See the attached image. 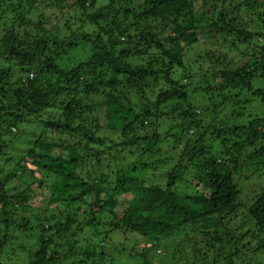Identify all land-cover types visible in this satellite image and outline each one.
I'll use <instances>...</instances> for the list:
<instances>
[{
    "label": "trees",
    "instance_id": "16d2710c",
    "mask_svg": "<svg viewBox=\"0 0 264 264\" xmlns=\"http://www.w3.org/2000/svg\"><path fill=\"white\" fill-rule=\"evenodd\" d=\"M1 21L0 166L12 165L0 171V252L37 231L30 264H98L106 246L95 240L104 226L103 241L114 232L143 239L130 253L144 264L167 257L170 264H263L264 186L248 204L241 200L244 178L263 179L264 116L250 110L256 117L244 123L218 110L255 99L264 107V0H0ZM73 25L86 31L78 36ZM80 40L91 57L68 69ZM242 56L251 59L238 66ZM182 71L193 91L176 78ZM81 89L100 100H80L71 113L69 96L75 100ZM197 89L214 102L211 118L192 104L168 116L179 119L170 130L175 137L159 134L155 121L168 114L161 106L186 104ZM52 105L64 120L44 119ZM96 107H105L103 123L91 117ZM41 120L45 128L26 155L10 156L5 136ZM48 130L62 137L49 139ZM180 135L190 139L178 155ZM160 165L172 169L150 174ZM84 233L90 238L78 239ZM172 238L179 242L170 254ZM161 248L165 257L156 254Z\"/></svg>",
    "mask_w": 264,
    "mask_h": 264
},
{
    "label": "rangeland",
    "instance_id": "374dc122",
    "mask_svg": "<svg viewBox=\"0 0 264 264\" xmlns=\"http://www.w3.org/2000/svg\"><path fill=\"white\" fill-rule=\"evenodd\" d=\"M5 14H2V16H4ZM76 16H77V13L72 12V19L78 20V19H75ZM53 23H54V21H53ZM64 24H65V20L60 23V26H62V28H59L60 36L61 37L63 36V38L67 34V29H68L65 26H64L65 28H63ZM77 26L73 25L71 30L72 31L76 30L77 35L80 36L81 32L86 31V29L84 27L77 28ZM262 31L264 32V29H262ZM4 33L5 32L3 30V21H1L0 22V39ZM63 38H61V39H63ZM80 39H82V38L80 37ZM78 42L81 43V47H79V45H78L77 50H79L81 52L80 53L77 52L76 58L69 65L68 69L73 68L75 65H78L82 62L89 61V59L91 57L92 52L90 51L89 45L87 43L85 44L84 42H81V40ZM195 53L200 54L201 48L200 47L195 48ZM193 54H194V51L193 52L189 51L186 55L185 61H186V65L189 66L188 72L191 74V76L194 77V82L196 83V81L198 82L199 78L196 77L197 76L196 72H198V71H197L196 67L193 65V62H194ZM239 55H241V54H239ZM230 57H231V55H230ZM247 58L249 60L251 59L250 56L249 57H247V56L239 57L240 60L237 61V65L240 66L241 63L248 60ZM63 60H64V58H63ZM198 60L200 61V58H198ZM254 61H255V59H254ZM8 64L9 63L6 62V65H2V66H4L5 68H9ZM62 64H64V62ZM189 64H191V65H189ZM227 64H228V62H227ZM84 74L85 73H83V75ZM176 78L178 80H181L184 84H187V85L190 84L188 87H190L191 91H193L196 88V84L194 86H191V83L188 82L187 79H184L183 71L181 73H179ZM262 85L263 84H260V85L256 86L255 88L257 89V88L261 87ZM196 93L200 94V91L197 89ZM199 94H198V97L191 98V95L189 92L190 99H189L188 103H186V104H185L183 99L180 101H178L177 99H174L168 105L165 104L166 106L165 105L161 106L162 107L161 111L168 113V114L167 115L165 114V118L163 121H161V120L155 121V125L159 128V130H158L159 134H162V133L165 134L166 133V136H168L171 133V135H174V133L171 132L170 130L173 127H177V125H175V124H177V120H179V119H171V117L173 118V117H175V115L177 116V115L181 114L183 110L185 111L190 106H192V104L195 107V110H197V113L201 112L202 116L207 113V115H209L211 118V114L207 110V107H209V103L211 102V104H212L213 101H208L205 98V95H206L205 93H204V95H201V94L199 95ZM154 99H155V97H154ZM80 100H84L86 105H91L94 101H99L100 98H99V95H92L91 93H88L86 90L81 89L77 98H75V100H73V96H72V94H70L69 101L65 107L68 108L71 111V113L75 110L78 111L80 108H78L77 105H78V103L81 102ZM220 101L221 100H217V102H220ZM83 105H84V103H83ZM224 109L225 110H221V111L218 110V112H221L222 118L225 119L226 116H229L232 113H234L233 115H231L230 119H236V120L239 119V120H241V122L243 121L244 123L245 122L249 123L250 121H252V119H254V116L256 117V113L259 115V117L264 116V107L260 104V101L258 99L257 100L255 99L253 102H247V103L245 101H241L240 103H236V104L228 103V106H226V108H224ZM250 110H255L256 113H255V111H252L253 116H251ZM160 113H161L160 111L157 112V114H160ZM207 115L205 117H207ZM168 116H171V117L168 118ZM91 117L95 118V119H97V117H98L99 122L103 123L105 121V107H96V109H93V113H92ZM205 117H204V119H205ZM44 119L64 120L65 117L61 113L60 109H58L57 107L52 105L44 114ZM205 121L206 122H204V123L207 125H209V123L211 122V121H209V118H206ZM44 128H45V121L44 120H41V124L37 125L36 127L35 126L28 127V128L23 127V126L18 127L17 132L14 131V136H16V137L5 136V138H4V140L6 141L5 149L9 152L10 156H12L14 158L15 157L19 158L21 156L26 155L27 150H29L30 147L32 146V143L38 139V136L40 135L41 131L44 130ZM175 136L176 135H174V137ZM46 137L49 139H51V138L59 139L60 137H62V135H60L59 132H54L52 130H48ZM67 138L69 141L77 140V138H73V137H67ZM113 138L116 139L115 136ZM172 139H175V138L172 137L171 140H169V141H173ZM179 139H181L182 141L177 143L179 145V150H178L179 153H177L178 155L182 152L183 149H185V143L190 138H188V137L185 138V135H180ZM183 141H184V143H183ZM119 142H120V139L118 141H115V145H118ZM166 145H167L166 143H161V145H160L163 147V153H164V150H165V152H167L166 150L169 149V146H166ZM114 153H115L117 158H120V157L124 158V156H125L124 152L122 153V155H121V153L119 154L118 151H115ZM173 154L174 155H172V156L177 159V157L175 156L176 152H174ZM159 157L163 158V156H159ZM124 161L130 162L129 158H127V155H126V159ZM11 165H12L11 163L10 164L7 163L6 165L2 164L0 166V171L2 169H4V171L7 172V170L9 169V166H11ZM84 165H86V164H84ZM113 166H114V163H113ZM117 168H118V166L115 167V169H117ZM123 168L125 171H127L126 166ZM165 168L166 167H162L160 165L156 170H153L152 172H150V174L160 175L162 173L163 174L165 173L167 175L168 171L171 170L172 168H170V169H168L169 167L167 169H165ZM96 170L97 169L91 168L90 171L89 170L85 171L84 175L86 176L87 172L89 171L90 174H92L93 176H96L98 174V172ZM156 180L162 181V177L159 179H156ZM151 182H152V180H151ZM242 185H243L242 190L244 193L242 195L241 202L243 204H248L249 203L248 197H249V195H254L256 193L255 192L256 187H259L261 185L264 186V175H263V179L256 180L255 182H252L251 180L247 181V179L244 178ZM178 191H180L179 193L181 195H186V187L185 186L179 187ZM46 196L48 197V195H46ZM127 198L131 199L132 196H127ZM121 200H124V199L121 198ZM39 202L35 203L34 205H39ZM122 202L128 203L126 200H125V202L124 201H122ZM34 205H32V207L36 208ZM46 206H47L46 204L40 205V207H43V208H45ZM239 215H240V213H239ZM27 217H28L27 215L23 214L21 218H27ZM103 220L104 221L106 220L107 222H109V219L105 218ZM241 221H242V218H240V217H238L237 220L231 221L230 222V226H231L230 228H234L235 223H239ZM105 231H106V229L103 226L102 230L100 231L101 233L103 232L102 237L95 240V241L98 240L97 242H100L102 244L101 246H103V243H105V246H106L105 251H102V252H105L106 255L104 258H102L100 256V261L98 264H144L143 261H140V258L137 255L138 253H140L139 246L141 244H144L143 239H141V238L137 239L133 235H130V234L124 235V233H115V232L112 233L111 232L112 234H110L108 237L106 235L105 241H103V238H104L103 234ZM86 232H87V230H86ZM35 234H37V231H34L32 233V235L23 233L22 235H20V237H19L20 239L16 240L13 244L7 246L2 252H0V264H30L31 258H33V255H34L33 251L35 250L34 243H35L36 238H37ZM89 238H90V235L86 234V233L81 234L78 237V239H81V240H87ZM100 239H102V240L100 241ZM176 240H177V242H179L178 238L177 239L172 238V240H170L171 245H169V248H168V252L170 254H171V252H174L173 250H175V249H173L174 248L173 245L176 243ZM135 244H140L134 250V254L136 253L137 256H135V255L131 256L133 254V253L132 254L130 253L133 249L132 245L136 246ZM164 248H161L156 252V254L159 257H165V252H167V251H165ZM128 249H129V251H127ZM156 254L152 255L153 259L157 258ZM250 256H254V255H250ZM170 260H171V257H167L165 259V261H167L165 264L172 263V260L171 261ZM262 262L264 264V261H262ZM152 264H156V263L152 262Z\"/></svg>",
    "mask_w": 264,
    "mask_h": 264
}]
</instances>
